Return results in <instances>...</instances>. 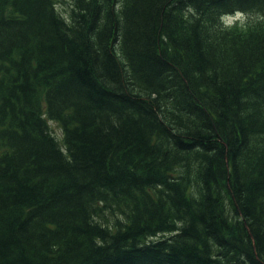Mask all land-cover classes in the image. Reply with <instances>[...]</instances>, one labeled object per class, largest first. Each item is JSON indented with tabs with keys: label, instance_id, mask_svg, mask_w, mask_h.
Here are the masks:
<instances>
[{
	"label": "trees",
	"instance_id": "trees-1",
	"mask_svg": "<svg viewBox=\"0 0 264 264\" xmlns=\"http://www.w3.org/2000/svg\"><path fill=\"white\" fill-rule=\"evenodd\" d=\"M0 264H264V0H0Z\"/></svg>",
	"mask_w": 264,
	"mask_h": 264
},
{
	"label": "rangeland",
	"instance_id": "rangeland-1",
	"mask_svg": "<svg viewBox=\"0 0 264 264\" xmlns=\"http://www.w3.org/2000/svg\"><path fill=\"white\" fill-rule=\"evenodd\" d=\"M68 1H69V0H68ZM60 10H62V8H61ZM68 10H69V7L66 5V6L64 7V12H65V11H68ZM235 16H238V17H239V15H235ZM228 22H229V21H228ZM48 125H49V127H50L52 133L54 134V136H55L57 139H59L60 136H61V130H60V128L58 127V125H57L55 122L50 121V120H48Z\"/></svg>",
	"mask_w": 264,
	"mask_h": 264
},
{
	"label": "bare ground",
	"instance_id": "bare-ground-1",
	"mask_svg": "<svg viewBox=\"0 0 264 264\" xmlns=\"http://www.w3.org/2000/svg\"><path fill=\"white\" fill-rule=\"evenodd\" d=\"M240 14L242 15V17H246V15L244 13H240ZM228 21L230 22V24H228ZM221 22L224 25V27H231V26L235 25L236 23H239L240 21L237 18L233 17V16H227V17H224Z\"/></svg>",
	"mask_w": 264,
	"mask_h": 264
}]
</instances>
